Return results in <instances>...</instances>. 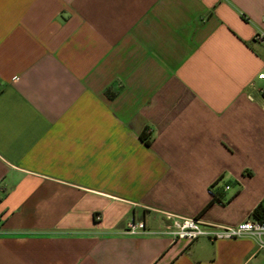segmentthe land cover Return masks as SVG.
<instances>
[{"label":"crops","instance_id":"0c3cea01","mask_svg":"<svg viewBox=\"0 0 264 264\" xmlns=\"http://www.w3.org/2000/svg\"><path fill=\"white\" fill-rule=\"evenodd\" d=\"M262 27L264 0H0V264H264L125 232L255 218Z\"/></svg>","mask_w":264,"mask_h":264},{"label":"built area","instance_id":"2783aa9c","mask_svg":"<svg viewBox=\"0 0 264 264\" xmlns=\"http://www.w3.org/2000/svg\"><path fill=\"white\" fill-rule=\"evenodd\" d=\"M254 39L264 42V27L258 29ZM264 78V72L258 75ZM229 185L225 186V190ZM166 223L162 230L150 229L142 220H132L125 232L133 235L141 234H166L176 240H186L192 242L200 237H207L210 240L236 239L243 236H252L257 239L259 248H264V219H249L239 222L236 225L209 224L196 217H182L171 213H164ZM2 217L0 215V223Z\"/></svg>","mask_w":264,"mask_h":264},{"label":"trees","instance_id":"16d2710c","mask_svg":"<svg viewBox=\"0 0 264 264\" xmlns=\"http://www.w3.org/2000/svg\"><path fill=\"white\" fill-rule=\"evenodd\" d=\"M142 138L149 143V141L146 139L145 136H142ZM253 215L257 219H264V204L259 203L253 210Z\"/></svg>","mask_w":264,"mask_h":264},{"label":"rangeland","instance_id":"374dc122","mask_svg":"<svg viewBox=\"0 0 264 264\" xmlns=\"http://www.w3.org/2000/svg\"><path fill=\"white\" fill-rule=\"evenodd\" d=\"M222 189H225V185H223Z\"/></svg>","mask_w":264,"mask_h":264}]
</instances>
